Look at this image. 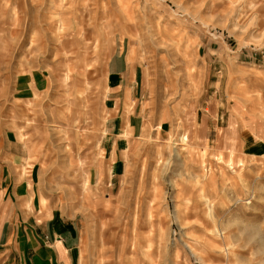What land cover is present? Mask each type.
Wrapping results in <instances>:
<instances>
[{
  "label": "rangeland",
  "instance_id": "374dc122",
  "mask_svg": "<svg viewBox=\"0 0 264 264\" xmlns=\"http://www.w3.org/2000/svg\"><path fill=\"white\" fill-rule=\"evenodd\" d=\"M249 5L0 0V131L29 146L39 203L77 214L78 264H264V10ZM115 44L146 91L111 180L100 139Z\"/></svg>",
  "mask_w": 264,
  "mask_h": 264
},
{
  "label": "crops",
  "instance_id": "0c3cea01",
  "mask_svg": "<svg viewBox=\"0 0 264 264\" xmlns=\"http://www.w3.org/2000/svg\"><path fill=\"white\" fill-rule=\"evenodd\" d=\"M145 89L138 59L115 44L106 64L100 139L101 167L108 166L111 180L122 174L128 155L138 144ZM28 147L13 130L0 131V264H78L77 214L64 215L57 207L39 203L37 173L32 168L23 175L21 168Z\"/></svg>",
  "mask_w": 264,
  "mask_h": 264
},
{
  "label": "bare ground",
  "instance_id": "6f19581e",
  "mask_svg": "<svg viewBox=\"0 0 264 264\" xmlns=\"http://www.w3.org/2000/svg\"><path fill=\"white\" fill-rule=\"evenodd\" d=\"M247 1V4H250L249 6H248V8H250V11H252L253 13H257L258 11H263L264 10V4H261V3H259L258 2V4H256V6L254 7H251V5H252V2H251V0H246ZM238 7V6H237ZM236 7V8H237ZM234 10V6L231 8V11H233ZM232 14H233V12H232ZM225 15H227V14H225ZM258 20L259 21H261L262 22V20H264V16H262V15H259L258 16ZM61 21H63L62 19H61ZM82 21V20H81ZM77 23V22H76ZM60 24H61V22H60ZM78 24V23H77ZM79 24H80V21H79ZM78 26V25H77ZM82 25H80L79 27H81ZM59 27V26H58ZM65 27V26H64ZM67 27V26H66ZM60 30L62 29V26L60 25ZM82 30V29H81ZM80 30V31H81ZM80 31H78V33L80 34ZM67 32V31H66ZM65 32V33H66ZM72 33V32H71ZM64 35H66V34H64ZM71 35V34H70ZM72 35H74V34H72ZM63 36V35H62ZM87 38V37H86ZM69 72V71H68ZM69 78V77H68ZM257 102V101H256ZM259 105V104H258ZM254 115V114H253ZM257 115V114H256ZM263 119V118H262ZM244 128H246L247 129V131H250L251 133H252V131H253V129L250 127V125H245L244 126ZM159 130V129H158ZM250 132H249V134H250ZM66 133H68V131L66 132ZM256 136V135H255ZM184 138V137H183ZM260 137H258L257 139H259ZM233 151V150H232ZM243 152V151H242ZM227 163H229V162H227ZM238 164H242L243 163V160L242 159H240L238 162H237ZM80 164V163H79ZM233 164V163H232ZM232 164H228V168L229 169H233V166H232ZM76 165V164H75ZM81 165V164H80ZM83 165V164H82ZM243 165V164H242ZM77 169H78V167H76ZM83 169V168H82ZM224 235V234H223ZM224 238V237H223Z\"/></svg>",
  "mask_w": 264,
  "mask_h": 264
}]
</instances>
